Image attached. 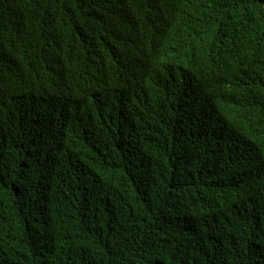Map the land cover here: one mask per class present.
Returning <instances> with one entry per match:
<instances>
[{"label":"trees","instance_id":"obj_1","mask_svg":"<svg viewBox=\"0 0 264 264\" xmlns=\"http://www.w3.org/2000/svg\"><path fill=\"white\" fill-rule=\"evenodd\" d=\"M0 264H264V0H0Z\"/></svg>","mask_w":264,"mask_h":264}]
</instances>
